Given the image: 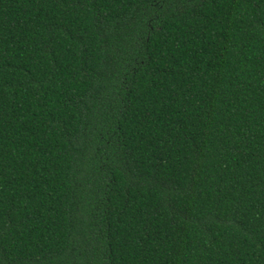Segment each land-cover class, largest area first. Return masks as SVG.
<instances>
[{
    "label": "trees",
    "instance_id": "obj_1",
    "mask_svg": "<svg viewBox=\"0 0 264 264\" xmlns=\"http://www.w3.org/2000/svg\"><path fill=\"white\" fill-rule=\"evenodd\" d=\"M0 264H264V0H0Z\"/></svg>",
    "mask_w": 264,
    "mask_h": 264
}]
</instances>
